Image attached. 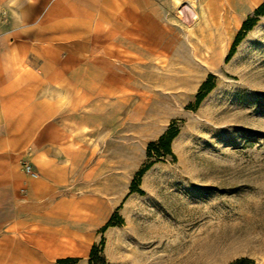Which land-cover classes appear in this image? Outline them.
Returning <instances> with one entry per match:
<instances>
[{
    "label": "rangeland",
    "instance_id": "374dc122",
    "mask_svg": "<svg viewBox=\"0 0 264 264\" xmlns=\"http://www.w3.org/2000/svg\"><path fill=\"white\" fill-rule=\"evenodd\" d=\"M263 3L0 0V177L60 181L78 264H264Z\"/></svg>",
    "mask_w": 264,
    "mask_h": 264
},
{
    "label": "crops",
    "instance_id": "0c3cea01",
    "mask_svg": "<svg viewBox=\"0 0 264 264\" xmlns=\"http://www.w3.org/2000/svg\"><path fill=\"white\" fill-rule=\"evenodd\" d=\"M1 170L10 173L0 177V206L8 216L7 229L0 221V264H52L62 257L85 256V230L64 219V212L60 215V181L25 179L16 166Z\"/></svg>",
    "mask_w": 264,
    "mask_h": 264
},
{
    "label": "trees",
    "instance_id": "16d2710c",
    "mask_svg": "<svg viewBox=\"0 0 264 264\" xmlns=\"http://www.w3.org/2000/svg\"><path fill=\"white\" fill-rule=\"evenodd\" d=\"M264 11V3L260 5L254 12L255 15L262 14ZM250 18H247L240 30L239 33H243L244 31L248 30L250 28ZM239 39L234 41V46L237 45ZM212 76H209V78L201 85L200 91H208L211 89V85H208L209 79H211ZM203 94L198 95V101L202 97ZM178 128L170 125L166 131L157 139V141L150 142L148 145V157H159L163 154H169L172 155L170 144L173 138L177 135ZM152 164V161H150L147 165L144 166L139 172L138 175L142 174L150 165ZM103 249V241L100 243V245L94 244L91 247V250L89 252V261L88 264H105L104 257L101 255ZM79 258L77 257H62L55 260L53 264H78ZM242 259H236L233 262L229 264H241Z\"/></svg>",
    "mask_w": 264,
    "mask_h": 264
},
{
    "label": "built area",
    "instance_id": "2783aa9c",
    "mask_svg": "<svg viewBox=\"0 0 264 264\" xmlns=\"http://www.w3.org/2000/svg\"><path fill=\"white\" fill-rule=\"evenodd\" d=\"M24 170H25V172H26L27 174H30V175L33 176V177L36 176V174H35L34 172H32L31 167H30L29 165H26V166L24 167Z\"/></svg>",
    "mask_w": 264,
    "mask_h": 264
},
{
    "label": "bare ground",
    "instance_id": "6f19581e",
    "mask_svg": "<svg viewBox=\"0 0 264 264\" xmlns=\"http://www.w3.org/2000/svg\"><path fill=\"white\" fill-rule=\"evenodd\" d=\"M192 4V3H191Z\"/></svg>",
    "mask_w": 264,
    "mask_h": 264
}]
</instances>
